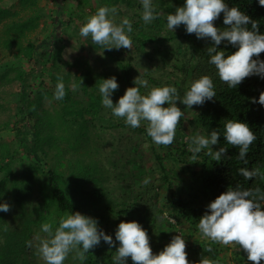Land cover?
Listing matches in <instances>:
<instances>
[{"label":"trees","instance_id":"1","mask_svg":"<svg viewBox=\"0 0 264 264\" xmlns=\"http://www.w3.org/2000/svg\"><path fill=\"white\" fill-rule=\"evenodd\" d=\"M11 1L0 0V54L14 57L0 58V203L10 205L9 212H0V264H45L37 251V237L47 238L41 226L55 229L75 212L96 219L114 241L119 223L138 222L154 255L181 235L189 264H199L202 255L216 264H253L238 245L214 243L197 225L229 187L264 193V106L251 103L264 92V79L253 75L229 88L209 63L210 39L187 34L184 25L169 30L167 15L185 0H152L157 19L148 24L141 0H52L51 11L40 0ZM224 2L256 21L264 34L258 0ZM103 6L117 9L110 16L116 24L125 18L131 22V49L107 50L79 35L86 19ZM214 26L225 27L223 13ZM247 27L251 30V24ZM64 37L76 40L79 56L66 58ZM217 50L226 56L237 51L226 41ZM258 59L264 61V53ZM204 75L213 80L216 97L191 109L176 102L184 115L170 146L153 143L146 122L131 128L113 116L98 88L100 80L116 77L115 105L140 77L148 82L140 87L142 95L171 86L182 99L191 82ZM58 76L65 84L62 100L54 98ZM231 119L248 124L256 135L247 164L224 140V123ZM212 130L221 135L213 151L225 147L231 159L214 161L204 149L192 160L188 138ZM243 167L259 168L262 175L245 180L238 173ZM259 202L264 210V201ZM115 244L101 240L84 261L73 259L72 252L64 264H113ZM126 264H133L130 257Z\"/></svg>","mask_w":264,"mask_h":264},{"label":"clouds","instance_id":"2","mask_svg":"<svg viewBox=\"0 0 264 264\" xmlns=\"http://www.w3.org/2000/svg\"><path fill=\"white\" fill-rule=\"evenodd\" d=\"M258 3L264 7V0H258ZM141 4L142 20L145 24L157 19L152 0H141ZM116 12L115 7H99L94 15L86 19L79 35L85 38L90 36L94 44L107 50L131 49L132 40L129 34L133 31L132 24L127 18L116 24L110 18ZM221 13L225 25L223 29L214 26ZM166 24L172 32L184 25L187 34H195L198 39L211 40L213 46L206 50L210 56L209 63L215 66L219 79L229 88L235 89L245 78L253 75L264 79V61L258 59L264 53V34H259L258 23L239 8H229L224 0H185L182 7L167 15ZM249 24L251 30L247 27ZM225 41L237 51L227 56L224 51H218V46ZM57 81L54 98L62 100L66 95L65 84L62 77L58 76ZM100 81L98 88L103 107L111 109L113 116L124 119L126 126L131 128H139L142 121L146 122V133L158 146H170L174 142L176 128L184 115L176 106L177 101L191 109L194 105L202 106L216 97L213 80L207 75L192 81L182 99L177 89L171 86L153 87L147 94L142 95L140 87L146 88L148 82L138 77L134 80L135 87H129L114 105L111 97L119 89L116 77ZM71 87L75 90L77 85L73 83ZM251 103L264 106V92L260 93L258 101L253 98ZM165 104L168 106L163 107ZM220 136L217 130H212L208 136L199 133L190 136V158L196 160L198 154L207 149V155L214 161L231 159L226 156L228 149L225 147L213 151ZM223 136L227 144L239 149L237 159L247 164L245 157L250 145L256 140L249 125L234 119L225 120ZM238 173L245 180H253L262 175L256 167L251 170L243 167ZM144 183H149V180L145 179ZM259 201H264V193L259 188L241 190L239 185L235 188L229 187L207 206L205 214L199 219L198 230L204 238L214 243L224 246L238 245L247 254L249 261L260 264L264 261V210ZM9 211V204L0 203V212ZM41 230L47 238L37 237V251L45 264H64L72 252H75L73 259L84 261L86 254L98 246L101 240L110 247H116L115 241L119 242L113 264H126L129 257L133 264H189L185 239L181 235L174 236L161 252L154 255L147 232L135 221L119 223L115 231V241L112 236L98 228L96 219L79 212L62 217L55 229L52 224L44 223ZM205 251L210 252L212 249ZM199 264L216 262L202 255Z\"/></svg>","mask_w":264,"mask_h":264},{"label":"rangeland","instance_id":"3","mask_svg":"<svg viewBox=\"0 0 264 264\" xmlns=\"http://www.w3.org/2000/svg\"><path fill=\"white\" fill-rule=\"evenodd\" d=\"M5 1L9 4L12 2L11 0ZM40 3L42 5H46L48 10L50 11L55 9V5L53 4L52 0H40ZM71 3H73V1H69V4ZM93 4L96 5V3ZM75 41L76 40L74 38L64 37V43L68 45L65 50V56L67 59L72 58L73 56H79L81 54V52H79L77 49V44L75 43ZM0 58L3 59L2 61H12L14 59V57L12 56L7 59H4L5 56H3L2 54H0ZM12 111L14 112V107H12Z\"/></svg>","mask_w":264,"mask_h":264}]
</instances>
